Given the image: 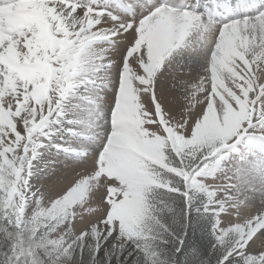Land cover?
Here are the masks:
<instances>
[{
  "label": "snow or ice",
  "instance_id": "obj_1",
  "mask_svg": "<svg viewBox=\"0 0 264 264\" xmlns=\"http://www.w3.org/2000/svg\"><path fill=\"white\" fill-rule=\"evenodd\" d=\"M199 222L264 264V0H0V264H187Z\"/></svg>",
  "mask_w": 264,
  "mask_h": 264
},
{
  "label": "trees",
  "instance_id": "obj_2",
  "mask_svg": "<svg viewBox=\"0 0 264 264\" xmlns=\"http://www.w3.org/2000/svg\"><path fill=\"white\" fill-rule=\"evenodd\" d=\"M204 224H206V223H204ZM198 231L199 230L196 228V230L193 231V233L191 232L192 237H189L188 243L192 246L189 247L188 252L185 254L188 257L187 264H193V262H194V257L192 255L194 247H198V248L203 249V248H206L208 246V240L210 239V237L207 235V233H206V235L201 236V233H199Z\"/></svg>",
  "mask_w": 264,
  "mask_h": 264
},
{
  "label": "rangeland",
  "instance_id": "obj_3",
  "mask_svg": "<svg viewBox=\"0 0 264 264\" xmlns=\"http://www.w3.org/2000/svg\"><path fill=\"white\" fill-rule=\"evenodd\" d=\"M44 179H47V177H41V179L36 180L35 182L37 184H39ZM204 223H206V222H199V223L194 225L199 230L198 232L201 233V236L206 235V233H207L206 232L207 224H204ZM191 232L193 233V231H190V237H192ZM181 260H182V262H184V261L187 262L188 261V257L186 255H184V256H182Z\"/></svg>",
  "mask_w": 264,
  "mask_h": 264
}]
</instances>
